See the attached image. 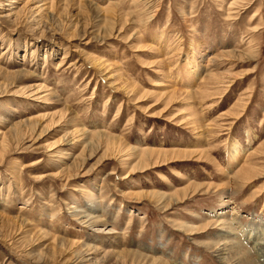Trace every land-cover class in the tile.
I'll return each mask as SVG.
<instances>
[{"label":"rangeland","instance_id":"obj_1","mask_svg":"<svg viewBox=\"0 0 264 264\" xmlns=\"http://www.w3.org/2000/svg\"><path fill=\"white\" fill-rule=\"evenodd\" d=\"M0 5V264H264V0Z\"/></svg>","mask_w":264,"mask_h":264},{"label":"bare ground","instance_id":"obj_2","mask_svg":"<svg viewBox=\"0 0 264 264\" xmlns=\"http://www.w3.org/2000/svg\"><path fill=\"white\" fill-rule=\"evenodd\" d=\"M237 151H238V146L236 144H232V150H231V155H230L232 162H235L238 158V152ZM256 236H257V234H256ZM256 245H257L256 246L257 248L260 247L261 249H264V242L263 243L258 242Z\"/></svg>","mask_w":264,"mask_h":264}]
</instances>
